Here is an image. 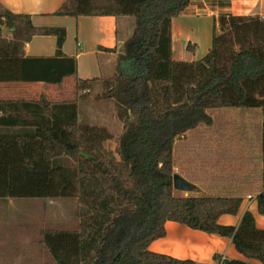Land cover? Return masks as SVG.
Listing matches in <instances>:
<instances>
[{
  "label": "trees",
  "instance_id": "obj_1",
  "mask_svg": "<svg viewBox=\"0 0 264 264\" xmlns=\"http://www.w3.org/2000/svg\"><path fill=\"white\" fill-rule=\"evenodd\" d=\"M189 3L67 0L57 11L133 16L135 25L113 75L76 84L83 97L100 80L96 100L114 101L123 123L114 151L103 150L110 138L106 129L80 123L76 101L41 104L50 110L28 121L23 139L0 136V198L77 200V229L44 230L51 264H197L149 250L165 235L166 221L229 237L239 253L258 261L223 259L219 264H264V230L256 227L251 212L245 211L236 226L217 222L222 214L237 213L240 197L208 191L183 196L172 184L178 135L211 125L223 110H260L262 190L256 201L264 215V17L219 16L208 52L198 60L177 61L171 20ZM36 32L29 15L0 9V82L60 83L76 73V59L61 55L63 28L40 29L56 35L55 56L23 55L24 43Z\"/></svg>",
  "mask_w": 264,
  "mask_h": 264
},
{
  "label": "crops",
  "instance_id": "obj_2",
  "mask_svg": "<svg viewBox=\"0 0 264 264\" xmlns=\"http://www.w3.org/2000/svg\"><path fill=\"white\" fill-rule=\"evenodd\" d=\"M66 1L0 0V9L29 15L32 25L37 29L23 45L24 56H55L56 35L41 34L40 29L63 28L65 37L60 47L61 55L74 57L77 63L76 73L65 76L60 83L0 82V136L7 134L13 135L16 139H23L21 132L29 128L28 121L37 119L38 112L50 110V106L44 109L41 104L76 101V84L79 79L109 77L115 72L116 59L120 54L119 47L128 40L118 35V16L57 14ZM221 15L264 17V0H190L188 7L171 20L172 58L186 62L202 58L211 47L213 28L214 25L217 26L215 20ZM257 112L262 118L260 110ZM251 142L257 147L255 152L257 157L249 158L252 167L245 173L237 175L236 172L226 173L218 170L217 173H211L212 179L210 177L209 183L204 185V181L199 184L193 179L192 174H186L181 164V172L185 171V174L179 172L178 175L194 185L196 191L200 190L202 185L199 194L208 191L211 194L241 198L237 213L220 215L217 219L219 224L236 226L242 214L249 211L254 217L256 227L264 230V215L258 212L256 201V195L262 190L261 139L258 137ZM175 144L174 141V172L175 169L178 171L177 167L181 160V155L176 153ZM18 199L0 198V211L4 210L5 213L3 221L0 218V264H50L52 257L42 242L46 228L41 226L35 233L24 234L17 246L9 240L11 237L7 235V206L18 208L16 204ZM72 219L68 230L78 228V219L75 217ZM164 228L165 235L153 240L148 246L149 250L178 259H191L197 264H219L223 259L258 263L257 260L247 259L239 253L229 237L192 229L175 221H166ZM10 249L15 251L16 255H8L7 250ZM24 256L27 261H20L23 259L18 257ZM215 256H219L220 259H216Z\"/></svg>",
  "mask_w": 264,
  "mask_h": 264
},
{
  "label": "rangeland",
  "instance_id": "obj_3",
  "mask_svg": "<svg viewBox=\"0 0 264 264\" xmlns=\"http://www.w3.org/2000/svg\"><path fill=\"white\" fill-rule=\"evenodd\" d=\"M134 25L133 16L119 15L118 35L122 39H129ZM3 35H8L7 30H3ZM119 52H124V44L119 47ZM101 83L100 80L94 81L83 97H80V93L84 92L76 89L78 119L80 123L106 129L110 138L103 142V150L114 151L118 137L123 131V123L117 116L112 99L96 100V95L102 92ZM257 111L259 110H223L216 114L211 125L201 124L194 130L178 135L174 141L176 153L181 155V160L175 173L179 174L183 167L186 174H192L195 181L199 184L204 181L205 185L209 183L211 173H217L218 170L226 173L236 172L237 175L249 171L252 167L249 160L251 157H257V147L251 142L252 139H258L257 131L261 125L262 118ZM65 164L72 166L69 160L65 161ZM200 187L202 188V185ZM200 190L196 191L195 187L188 192L177 193L183 196L199 195ZM16 204L18 208L7 206V235L9 234V240L15 245H19L21 236L35 233L41 226L46 229L68 230L71 219L77 218L78 203L75 198H19ZM4 215V210H1L2 221ZM14 253L12 249L7 250L8 255H16ZM10 258L12 257H8ZM18 258L23 259L20 260L22 262L27 261L26 256Z\"/></svg>",
  "mask_w": 264,
  "mask_h": 264
},
{
  "label": "water",
  "instance_id": "obj_4",
  "mask_svg": "<svg viewBox=\"0 0 264 264\" xmlns=\"http://www.w3.org/2000/svg\"><path fill=\"white\" fill-rule=\"evenodd\" d=\"M173 188L178 191L188 192L191 190L190 184L180 175L174 173L172 179Z\"/></svg>",
  "mask_w": 264,
  "mask_h": 264
}]
</instances>
